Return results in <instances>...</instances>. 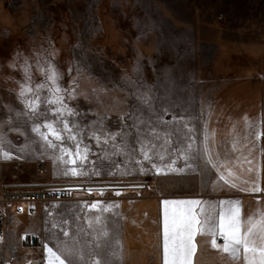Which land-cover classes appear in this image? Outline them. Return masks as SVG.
Listing matches in <instances>:
<instances>
[{"label":"rangeland","instance_id":"rangeland-1","mask_svg":"<svg viewBox=\"0 0 264 264\" xmlns=\"http://www.w3.org/2000/svg\"><path fill=\"white\" fill-rule=\"evenodd\" d=\"M255 41H264V0H0V118L11 115L13 127L23 132L7 126L0 131L10 141L3 150L13 157L0 159V197L6 183L147 180L154 170L140 155L137 137L154 143V152L166 149L167 164L175 156L173 148H181L188 136L197 138L215 87L226 81L217 77L220 47ZM49 62L60 73L61 88L74 90L71 99L61 95L77 113L69 121L84 128V143L91 149L83 176L63 175L65 165L34 142L28 117L15 115L24 111L18 99L20 84L26 83L23 66L30 65L35 88L44 79L39 68ZM145 94L148 104L138 99ZM47 95L42 91V97ZM89 131L101 137L99 146ZM107 133H117L115 141L105 144ZM166 138L172 143L161 147ZM153 161L161 163L155 155ZM94 167L99 175L92 174ZM102 191L84 190L74 199L37 204L31 214L17 215L10 208L0 264H32L38 251L20 244L27 232L38 233L57 250V239L65 238L52 222L59 225L64 219L83 247L85 259L78 264H88L94 245H88L93 230L87 221L94 215L86 205L108 202L117 193L138 197Z\"/></svg>","mask_w":264,"mask_h":264},{"label":"snow or ice","instance_id":"snow-or-ice-1","mask_svg":"<svg viewBox=\"0 0 264 264\" xmlns=\"http://www.w3.org/2000/svg\"><path fill=\"white\" fill-rule=\"evenodd\" d=\"M11 66L14 67L15 62ZM29 69L30 65L25 63L23 71L26 83L20 84L18 92V99L23 104L24 111H17L16 117L19 118L21 115L28 117L30 131L34 134V142L38 143L41 149L50 150L55 159L65 165L63 175L73 177L86 175L87 173L83 169L91 149L84 143V128H81L75 120L69 121L68 117H75L77 113L64 103L65 96L61 95V93H66L67 97L71 99L74 90L61 88L58 83L60 73L50 62L46 68H39L44 79L35 84V88H33ZM44 90H47L48 95L42 97L41 93ZM138 99H141L144 104H148L146 94L143 97H138ZM12 111L13 109H8V113ZM138 123H142V121H138ZM5 126L11 131L23 134L20 128L13 127L11 115H8L7 119L0 118V131ZM185 127L188 126L185 125ZM191 131L192 129H189V132ZM152 132H155V129H152ZM87 135L89 138L95 139L97 146H99L101 137L95 131H89ZM117 135V133H107L104 143L107 144L109 139L115 141ZM165 135L167 136V134ZM261 135L264 133H256L257 138ZM209 136L207 128H205L203 139L199 143L194 137L188 136L181 148L172 149L175 156H169L167 164L163 163L166 149L165 152H154L156 145L151 141H142L139 136L137 137L138 151L157 175L183 173L185 170L214 173L217 181H222L241 192H261V187L255 181L251 182L250 185H248V181H243L241 184L237 183L240 181L238 168L242 169L243 163L251 164V161L245 159L242 163L238 159L231 158L228 152L221 154L216 149L215 140H210ZM4 143H10V141L5 135L0 134V159H12V153L3 150L2 145ZM171 143V140L166 138L161 147ZM122 144L127 146L126 142H122ZM24 147L26 146H22L21 150ZM235 150L236 141L234 140L232 151ZM153 155L157 156L161 163L154 162ZM177 160L184 162L183 167H176ZM136 163L141 164V161L137 160ZM140 170L146 171L143 166ZM251 170V168L248 169V171ZM92 174L99 175V171L94 167ZM87 191L91 193L93 189L89 188ZM100 195H103L102 190H100ZM163 204L165 205L163 264H194V255L198 249L196 239L198 235L206 237V242H209L213 249L228 254L234 260H239L242 253L243 264H264V208H257L252 213L242 214L239 200L219 201L217 205H209L207 209L199 200H164ZM115 206L102 205L99 200L86 205L89 209H95L101 213L87 221L90 228L93 227V224L96 225L93 229V239L88 242L89 246L94 245L93 250L89 252L88 264H113L109 258H97L100 256V251L96 250L108 248L111 249L110 256L117 255L116 250L111 245L110 229L102 215L109 212L110 207ZM198 206L199 212L196 211ZM57 227H60L65 239H57V250L55 251L47 243L43 245L48 254L46 264H78V262L84 261L83 247L77 246L80 243L78 235L70 233L69 220H61L59 225L54 220L52 229ZM218 236L222 238V244L217 243ZM115 243L119 244V241Z\"/></svg>","mask_w":264,"mask_h":264},{"label":"crops","instance_id":"crops-1","mask_svg":"<svg viewBox=\"0 0 264 264\" xmlns=\"http://www.w3.org/2000/svg\"><path fill=\"white\" fill-rule=\"evenodd\" d=\"M219 53L222 65L217 77L226 78V81L215 87L195 139L199 143L207 128L210 140H215L216 149L221 154L228 152L231 158L242 163L245 159L251 161V164L243 163L242 169L238 168L240 181L237 183L248 181L250 185L255 181L262 191L241 192L217 181L214 173L189 170L167 175H157L153 171L147 180H139L147 181V188L132 189L129 185L94 187L93 191L107 189L108 192L127 191L126 194L138 195L111 194L113 197L108 202H101L105 206L116 205L102 215L110 229L111 245L117 255L110 256L111 249L105 248L96 250L100 251L97 258H109L113 264H163L164 200H199L206 209L219 201L239 200L242 214L264 208V135L256 136L257 132L264 133V41L225 44ZM234 140L236 150L232 151ZM183 165V161H177L176 167ZM249 168L252 170L248 171ZM196 211L199 212V206ZM90 212L94 216L101 214L95 209ZM95 227L93 224L92 230ZM196 239L198 249L194 264H243L242 253L239 260H234L228 254L213 249L206 242V237L198 235ZM217 243H223L219 236Z\"/></svg>","mask_w":264,"mask_h":264},{"label":"built area","instance_id":"built-area-1","mask_svg":"<svg viewBox=\"0 0 264 264\" xmlns=\"http://www.w3.org/2000/svg\"><path fill=\"white\" fill-rule=\"evenodd\" d=\"M130 186L132 189L148 187L147 181H130V182H94V183H79L68 185H15L6 183L2 189L0 197V239L6 237V221L8 211L13 209L14 214L22 213L31 214L35 211L37 204H47L50 202H59L64 200L74 199L80 191L89 188H109V187H124ZM20 244L23 248L38 251V255L32 260V264H46V255L44 253V239L38 233L27 232L21 237Z\"/></svg>","mask_w":264,"mask_h":264}]
</instances>
